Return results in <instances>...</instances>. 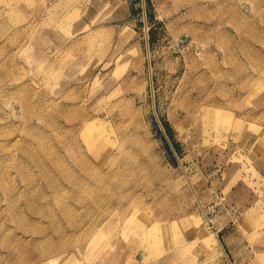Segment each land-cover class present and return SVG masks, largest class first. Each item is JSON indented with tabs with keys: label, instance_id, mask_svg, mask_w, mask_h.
Wrapping results in <instances>:
<instances>
[{
	"label": "rangeland",
	"instance_id": "obj_1",
	"mask_svg": "<svg viewBox=\"0 0 264 264\" xmlns=\"http://www.w3.org/2000/svg\"><path fill=\"white\" fill-rule=\"evenodd\" d=\"M263 160L264 0H0V264H262Z\"/></svg>",
	"mask_w": 264,
	"mask_h": 264
},
{
	"label": "bare ground",
	"instance_id": "obj_2",
	"mask_svg": "<svg viewBox=\"0 0 264 264\" xmlns=\"http://www.w3.org/2000/svg\"><path fill=\"white\" fill-rule=\"evenodd\" d=\"M205 108V107H204ZM206 109V108H205ZM221 111V110H220ZM202 114V113H201ZM199 116V115H198ZM201 116V115H200ZM203 117L204 118H209V119H219L220 118V115L218 114V113H215V112H212V111H209V110H204L203 111ZM86 126V125H85ZM84 126V127H85ZM96 126V125H95ZM95 126H93L92 124L91 125H89L87 128L88 129H90V130H92V129H94L95 128ZM206 128H207V126H206ZM206 128H205V130H206ZM103 141H104V139H103V137H100L99 138V140H95V141H93V140H91L90 141V145L93 147V148H102V146H103ZM84 145V144H83ZM106 146V145H105ZM86 147V146H85ZM111 148V147H110ZM110 158V157H109ZM96 161V160H95ZM99 164V163H98ZM101 176V175H100ZM102 177V176H101ZM103 178V177H102ZM11 184V183H10ZM7 186V185H6ZM257 195V194H256ZM255 200V199H254ZM141 233V232H140ZM138 234V233H137ZM142 234V233H141ZM215 234V236L217 237L218 236V233L217 232H215L214 233ZM264 234V233H263ZM39 236V235H38ZM263 236V235H262ZM261 236V237H262ZM138 237V236H137ZM141 238V237H140ZM144 239V238H143ZM150 241H152V240H149V243H150ZM148 243V244H149ZM261 244L264 246V238L262 239V241H261ZM98 245H99V243H98ZM150 245V244H149ZM89 246V245H88ZM165 246V245H164ZM164 246H163V248H164ZM180 246V245H179ZM160 248V247H159ZM158 249V248H157ZM56 250V249H55ZM37 251V250H36ZM158 251V250H157ZM259 261L262 263V264H264V256H260V258H259ZM258 264V263H257Z\"/></svg>",
	"mask_w": 264,
	"mask_h": 264
},
{
	"label": "crops",
	"instance_id": "obj_3",
	"mask_svg": "<svg viewBox=\"0 0 264 264\" xmlns=\"http://www.w3.org/2000/svg\"><path fill=\"white\" fill-rule=\"evenodd\" d=\"M262 165V168H260V170L258 171V175L263 177L264 179V160H263V163L261 164ZM244 181V180H242ZM244 184V182H242Z\"/></svg>",
	"mask_w": 264,
	"mask_h": 264
}]
</instances>
